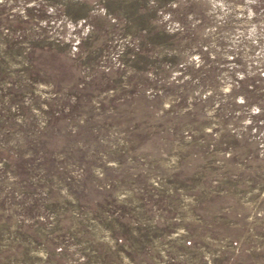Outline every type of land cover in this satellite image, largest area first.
Segmentation results:
<instances>
[{
    "label": "rangeland",
    "instance_id": "1",
    "mask_svg": "<svg viewBox=\"0 0 264 264\" xmlns=\"http://www.w3.org/2000/svg\"><path fill=\"white\" fill-rule=\"evenodd\" d=\"M0 264H264V0H0Z\"/></svg>",
    "mask_w": 264,
    "mask_h": 264
}]
</instances>
